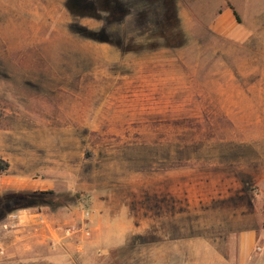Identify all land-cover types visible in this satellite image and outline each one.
I'll use <instances>...</instances> for the list:
<instances>
[{"label":"rangeland","instance_id":"rangeland-1","mask_svg":"<svg viewBox=\"0 0 264 264\" xmlns=\"http://www.w3.org/2000/svg\"><path fill=\"white\" fill-rule=\"evenodd\" d=\"M100 1L0 0V193L89 210L72 264H264V0Z\"/></svg>","mask_w":264,"mask_h":264},{"label":"crops","instance_id":"crops-1","mask_svg":"<svg viewBox=\"0 0 264 264\" xmlns=\"http://www.w3.org/2000/svg\"><path fill=\"white\" fill-rule=\"evenodd\" d=\"M0 158L7 157L0 152ZM17 182L16 177L6 181V177L0 173V187L18 188ZM59 214L27 208L10 213L1 220L0 264H37L40 261L72 264L75 259H71V256H77L76 260H81L94 256L98 250H104L92 242L76 244L68 241L63 230L65 224H61L60 219L55 216ZM251 242L252 237L247 235L242 243L243 253L249 254Z\"/></svg>","mask_w":264,"mask_h":264},{"label":"trees","instance_id":"trees-1","mask_svg":"<svg viewBox=\"0 0 264 264\" xmlns=\"http://www.w3.org/2000/svg\"><path fill=\"white\" fill-rule=\"evenodd\" d=\"M101 2V1H100ZM102 0L101 3H103ZM106 4V5H105ZM105 4L101 7L104 8L106 11L109 10V14L107 19L109 21H114L117 18H120L122 14L126 12V8L122 5L118 0H105ZM93 12V11H90ZM233 14L236 15L235 11ZM173 14L168 13L165 16V21L167 24L172 25L171 22ZM85 35L89 36L94 40H103L112 42L108 37V35H104V31L98 30H88L84 29ZM171 35V34H170ZM170 40V39H169ZM172 44V43H170ZM6 163L0 160V171L4 170L6 167ZM78 193L76 192L74 196H77ZM73 200V196L70 193H60L54 190H12L8 189L0 193V221L3 220L7 215L13 213L20 209H27L31 207H38V206H48L52 210H55L61 206L66 205L67 203ZM264 235V230H263Z\"/></svg>","mask_w":264,"mask_h":264},{"label":"built area","instance_id":"built-area-1","mask_svg":"<svg viewBox=\"0 0 264 264\" xmlns=\"http://www.w3.org/2000/svg\"><path fill=\"white\" fill-rule=\"evenodd\" d=\"M91 215L89 210L83 212V220L80 223H72L65 225L63 230L65 231L68 238H80L87 237L90 235V227L88 225V219Z\"/></svg>","mask_w":264,"mask_h":264}]
</instances>
